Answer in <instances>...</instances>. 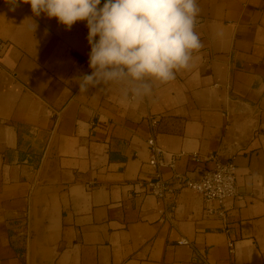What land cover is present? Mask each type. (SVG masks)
Instances as JSON below:
<instances>
[{
    "label": "crops",
    "instance_id": "0c3cea01",
    "mask_svg": "<svg viewBox=\"0 0 264 264\" xmlns=\"http://www.w3.org/2000/svg\"><path fill=\"white\" fill-rule=\"evenodd\" d=\"M196 2L191 66L133 98L116 85L79 92L85 22L68 30L0 0V264H264V0ZM149 115L168 156L235 162L226 220L190 189L168 217L148 191ZM214 164L183 155L176 169Z\"/></svg>",
    "mask_w": 264,
    "mask_h": 264
},
{
    "label": "clouds",
    "instance_id": "9594fccd",
    "mask_svg": "<svg viewBox=\"0 0 264 264\" xmlns=\"http://www.w3.org/2000/svg\"><path fill=\"white\" fill-rule=\"evenodd\" d=\"M9 11L30 4L33 16L55 18L70 30L85 22L90 74L78 76L87 94L116 85L133 98L150 95L152 84L173 81L202 48L196 32V0H5ZM31 18V17H29ZM34 21V20H33ZM38 25L34 22V31Z\"/></svg>",
    "mask_w": 264,
    "mask_h": 264
},
{
    "label": "built area",
    "instance_id": "2783aa9c",
    "mask_svg": "<svg viewBox=\"0 0 264 264\" xmlns=\"http://www.w3.org/2000/svg\"><path fill=\"white\" fill-rule=\"evenodd\" d=\"M202 18H197V23L200 24ZM150 134L147 143L150 148L149 164L153 168L156 178L146 182L148 191L156 196L165 205H170L171 211L165 212L168 217L175 208L178 195L183 189H190L193 192L200 194L204 199V210L209 215H218L223 221L228 217L229 199H235L240 196L239 185L236 180L237 166L234 161L229 160L228 163L222 164L217 154L202 155L199 152L186 154H170L169 156L158 144L156 129L160 123L159 115H149L147 117ZM188 155L196 162L213 161L215 164L212 167L200 168L199 174L196 176L190 175L189 172H180L176 169L178 159ZM169 168L171 175L165 177L164 169ZM179 244H187L192 246V243L182 238ZM230 251L234 252L235 244L232 241L228 243ZM194 257L200 261H206L203 254L194 250Z\"/></svg>",
    "mask_w": 264,
    "mask_h": 264
},
{
    "label": "water",
    "instance_id": "95a60500",
    "mask_svg": "<svg viewBox=\"0 0 264 264\" xmlns=\"http://www.w3.org/2000/svg\"><path fill=\"white\" fill-rule=\"evenodd\" d=\"M222 164H226V163H228V161H229V159L227 158V159H225L224 161H222V160H219Z\"/></svg>",
    "mask_w": 264,
    "mask_h": 264
}]
</instances>
